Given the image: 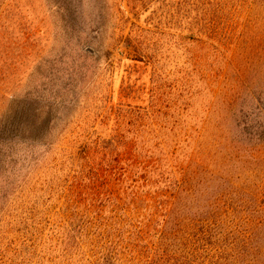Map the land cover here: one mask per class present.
Returning <instances> with one entry per match:
<instances>
[{"label": "trees", "instance_id": "trees-1", "mask_svg": "<svg viewBox=\"0 0 264 264\" xmlns=\"http://www.w3.org/2000/svg\"><path fill=\"white\" fill-rule=\"evenodd\" d=\"M251 1L258 8L257 15L264 14V0ZM182 2L184 8L176 28L180 32L176 36L171 31L156 34L147 22H141L144 13L135 8L105 12L103 6L79 8L68 0L57 8L62 21L58 32L63 40L59 54L63 55L55 59L50 94L61 97L81 91L79 95L84 96L93 84L81 79L98 73L104 59L108 66H113L115 56L119 55L151 67V105L141 109L145 113L140 116L133 114L131 106L117 114L116 128L129 129L130 116L140 119L141 125H132L133 136L84 137L83 148L72 156L59 147L70 124L67 127L62 119L55 118L58 107L64 113L68 105L33 104L28 94L23 104L11 106L6 118H0V235L7 217L11 221L7 214L10 202L26 203L28 209L20 206L22 214H28L27 220L37 221L41 228L45 218L37 207L53 202L61 191L67 197L62 235L71 251L82 249L83 244L92 245L97 251V264H264V248L259 245L264 236V219L251 214L237 218L235 206L225 207L222 190L208 207L192 190L206 167L220 163L225 170L227 166L241 164L245 158L242 148H250L249 159L259 161L255 154L260 150L255 142L264 143V32L258 35L259 25L252 24L240 30L216 28L211 19L215 11L212 14L207 8H200L203 0ZM122 20L127 23L124 30L120 28ZM111 29V38L104 42L103 36ZM194 45L200 48V61L187 57L186 52ZM167 86L178 100L174 104H156ZM108 109L117 107L109 104ZM128 116L129 124L125 125ZM142 125L152 134L140 135L138 128ZM246 140L249 142L245 143ZM127 145L139 158L150 161L149 172L141 170L147 180L144 188L161 195L156 212L149 218L148 230L143 227L144 221L134 224L124 213L121 217L115 215L114 210L120 208L111 198L90 199L86 192V186L98 178V168L112 167L111 154ZM57 154L60 160L54 165L52 158ZM62 158L65 161L61 163ZM20 161L24 166L19 172L13 166L20 165ZM179 163L186 165L181 180L174 168ZM53 166L54 173L47 181L44 174L37 176ZM40 175L44 184L41 190H34V186L41 187L35 183L41 180ZM243 175L226 172L220 180L230 184ZM169 193L173 200L165 204L162 199ZM191 197L197 203L195 210L191 207L193 214L187 226L190 233L183 237L179 222L189 212ZM254 205L257 212L264 213V201ZM209 208L211 212L206 216L204 212ZM218 214L223 217L216 219ZM16 220L23 223L20 217L12 221ZM25 237L27 233L21 235V240ZM17 241L12 246L18 247L17 256H22L18 264L33 259L32 250L37 244L46 254L42 243L19 247ZM219 244H231V254L214 248Z\"/></svg>", "mask_w": 264, "mask_h": 264}, {"label": "rangeland", "instance_id": "rangeland-1", "mask_svg": "<svg viewBox=\"0 0 264 264\" xmlns=\"http://www.w3.org/2000/svg\"><path fill=\"white\" fill-rule=\"evenodd\" d=\"M68 1L79 8L87 7V5L91 8L93 6L95 8L103 6L105 12L106 9L117 12L123 9L132 11L135 8L142 14L144 13L141 22L143 24L147 22L149 28L156 34H169L171 31L172 35L176 36L180 32L176 28L179 27L180 10L184 8L182 0H147L146 3H144L146 0ZM203 1L204 4L200 8H207L210 12L215 11L214 14L211 12L213 15L210 18L213 20L212 23L216 24V28L229 27L240 30L242 27L252 24L254 26L259 25V30H256L258 35L263 34L264 14L257 15L258 8L251 0ZM61 4H67V0H0V118H6L5 116H7L11 106L23 104V101L27 98L26 95L29 96L28 94H31L29 98H31L33 104L68 105L64 113L61 112V107H58L55 118L62 119L61 122L63 124L67 123V127L70 124L66 134L59 140V147L61 151L67 153L66 155L72 156L78 154L83 148L84 137L91 136L94 139H104L118 136L130 137L135 134L132 133L131 128L134 123L141 125L140 119L136 120V117L133 119L130 116L131 126L129 129H123L121 126L116 128L118 119H115L119 111H127L128 106L134 107L132 111L135 116L145 113L141 109L150 107L152 84L149 78L151 67L128 61L116 55L113 66H108L106 64L108 60L104 59L100 62L101 68L98 73H91V75L81 79L88 80L93 84L84 96L79 95L81 91L79 94H65L61 97L51 95L50 90L53 88L51 80L55 74V59L63 55L59 54L63 40L58 32L62 28V21L57 14V8ZM256 21L258 22L256 23ZM120 23L122 26L120 28L124 30L127 26L126 21L122 20ZM116 25L117 21L115 22ZM112 26H114V23ZM113 30L111 29L110 33L108 32L103 36L104 42L111 38ZM122 31L117 32L121 34ZM186 54L187 57L196 61L203 58L200 48L195 45L190 47ZM189 54L190 56H188ZM62 79L65 81V76ZM163 89L165 91L161 92V100L156 104H167L166 102L174 104L178 99L173 98L170 88L167 86ZM32 97H35L36 101ZM109 104H113L117 109H108ZM197 106L198 104H196ZM152 108L151 113L154 111ZM197 121L200 120L197 119ZM128 124L129 116L125 119V125ZM91 126L93 128H90ZM138 130L140 135L151 133L147 130L146 125L140 126ZM248 140L245 143H248ZM250 142L251 145H254L252 141ZM255 144L260 150L255 154L259 157V161H251L249 159V154L252 155L251 149L242 148L245 158L241 164L227 166L228 168L225 170L220 163L206 167L204 175L197 180L195 188L192 189L194 194L197 191L196 194L202 203L205 202L204 204H207L208 207L215 200L216 194L222 190L225 193L224 201L227 202L225 207L232 208V206H235L237 218L251 214L256 219H264V213L257 212L254 205H260L264 201V143L261 140L255 142ZM20 149L23 153L24 149ZM59 160L60 156L57 154L52 158V163L55 165L57 163L54 162H59ZM21 161L23 163V158H21ZM21 161L20 165L13 166L15 170L19 168V172L23 165ZM63 161H65L64 158H62L61 163ZM110 161L113 166L99 167L98 171L95 172L98 174V178L95 181L93 180L91 185L86 186V192L90 194V199L96 196L111 198L112 203L120 208V210H114L115 215L121 217L124 213L134 224L138 220L144 221L145 225L143 227L148 230L147 226L151 222L149 218L156 212V205L161 196L153 193V191H148L146 187L144 188L147 180H145V176L142 177L141 170L146 169L149 172L147 168L150 166V161L139 158L133 152L132 147L128 145L119 152H113ZM54 167L49 168L45 173H38L37 176L44 174L47 181L53 175ZM174 168L181 180L186 165L179 163ZM226 172H230L234 176L241 173L245 175L238 181L234 179L230 184H225L220 178L226 177ZM40 179L38 182L35 180V183L41 185V187L34 186V190H41L44 178L40 175ZM232 191L235 192L234 195ZM199 192H201L200 195ZM200 196H202V199ZM195 197L197 198L196 195ZM195 197H191L192 202H189L188 214L183 213L184 216L186 214L187 216L182 217L179 222L183 237L190 233L187 231V226L191 222L190 218H192L193 210L196 208L197 199ZM162 200L165 204H170L173 196L170 193L166 194ZM22 205V201L8 204L7 214L10 215L11 221L20 217V219H23V223L21 224L18 220L8 221V217L3 223L0 235V264L20 263L22 256H17L16 249L18 247L12 246L17 240L19 244L17 246L19 247L34 246V242L43 244L46 254L42 253L37 244L36 248L32 250L33 259L29 258L27 264H97V251L92 245L83 244L81 245L82 249L79 248L74 252L71 251L62 235L60 228L66 226L63 224L65 223L64 220H67V216H65V211H67L65 193L60 191L56 200L49 202L46 206L44 205L41 208L36 206L39 211L42 209L40 213L45 218L41 228L38 226L37 221L27 220L29 218L28 214H22L23 211L20 208ZM23 207L28 209L26 203ZM224 210L221 211L222 214ZM210 212L209 208L205 210L204 214L208 216ZM95 214L98 215L99 213ZM221 217L223 216L218 214L216 219ZM24 233H27L28 237L21 240V235ZM259 245L264 248V236L259 239ZM217 247L227 250L231 254V244H219L214 248ZM39 252L41 253L39 254ZM71 252H74L73 256ZM41 257L45 260L44 262Z\"/></svg>", "mask_w": 264, "mask_h": 264}]
</instances>
